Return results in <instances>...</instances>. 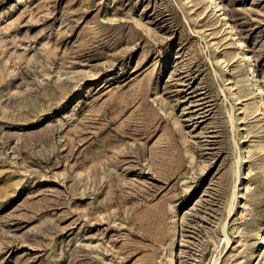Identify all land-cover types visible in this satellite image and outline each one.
Masks as SVG:
<instances>
[{"label":"rangeland","instance_id":"374dc122","mask_svg":"<svg viewBox=\"0 0 264 264\" xmlns=\"http://www.w3.org/2000/svg\"><path fill=\"white\" fill-rule=\"evenodd\" d=\"M198 1L0 0V264H264L256 117L238 139ZM222 1L264 83V0Z\"/></svg>","mask_w":264,"mask_h":264},{"label":"bare ground","instance_id":"6f19581e","mask_svg":"<svg viewBox=\"0 0 264 264\" xmlns=\"http://www.w3.org/2000/svg\"><path fill=\"white\" fill-rule=\"evenodd\" d=\"M192 1V0H191ZM204 1L206 3L205 8L211 7L214 11H218L219 20L223 22V29L227 31L230 36V43L236 48V52L238 55L239 66L242 68L243 78L238 80L231 79L227 77L226 86L228 87L230 93L235 96V100L238 103L239 115L237 118H233V125L235 127H239L241 131V135H239L238 139H242L244 137V131L241 129L242 121L245 118L244 113L248 110L249 114L253 117H256V121L253 123L258 127V136H259V144L258 149L264 153V83L262 79V75L258 70L255 55L252 52L251 48L248 46L246 41L239 35L238 27L232 21L229 11L226 8V5L222 0H199L198 2ZM229 59L226 57H218L217 61L221 64H224ZM240 83V91L237 92L234 87L235 84ZM238 88V87H237ZM226 95V94H225ZM249 97L250 101L245 102V97ZM235 105V104H234ZM235 109V108H234ZM231 113V112H230ZM243 140V139H242ZM236 142V141H235ZM238 142V141H237ZM236 144V143H235ZM238 144V143H237ZM238 150V149H237ZM249 147L240 146L237 158L238 164V179L236 182L235 192L233 194V199L231 205L229 207V218L234 215V212L237 208L236 199L238 197V189L243 184L241 166L244 165L243 161L246 160L247 154L249 153ZM224 236L227 242L226 248L230 245L231 238L229 236L227 230V223L224 226ZM262 231H264V224L262 227ZM256 248L252 251V254L260 255L261 251L264 250V232L256 239ZM175 258H172V263H174ZM220 261L216 258L212 264H218Z\"/></svg>","mask_w":264,"mask_h":264}]
</instances>
